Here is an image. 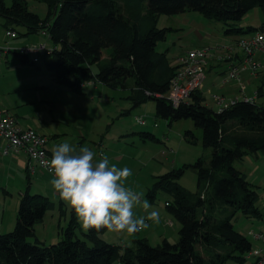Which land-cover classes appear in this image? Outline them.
I'll use <instances>...</instances> for the list:
<instances>
[{
    "label": "trees",
    "instance_id": "obj_1",
    "mask_svg": "<svg viewBox=\"0 0 264 264\" xmlns=\"http://www.w3.org/2000/svg\"><path fill=\"white\" fill-rule=\"evenodd\" d=\"M38 1L47 7L44 18L30 12L25 0H13L10 6L0 0V18L17 37L41 31L48 34L53 51L46 64L57 81L79 92L88 83L125 89L131 79L127 99L132 108L151 101L157 117L170 122L191 120L202 130V145L212 153L208 163L200 158L193 166L155 176L148 190L151 200L157 191L168 195L165 207L179 223L177 243L164 239L151 246L147 239L138 238L131 247L109 244L98 236L106 228L89 229L85 240L74 239L73 219L64 239L45 245L36 237L35 227L47 212L54 211L55 204L44 195H31L27 187L20 196L13 230L0 233V264H244L253 244L234 229L232 221L237 215L247 219L262 215L257 191L233 163L264 156V104L238 101L218 112L205 105L197 92L174 107L164 96L177 64L156 51L166 34V29L157 28V21L160 15L194 11L228 27L225 35L242 38L264 32V26L237 27L255 8L264 15V0ZM17 27L25 33L19 34ZM105 49H111L107 60L102 59ZM94 65L97 73L92 72ZM263 87L255 92L257 96ZM141 135L157 141L153 134ZM185 138L195 143L190 131ZM187 167L196 170V192L176 182Z\"/></svg>",
    "mask_w": 264,
    "mask_h": 264
},
{
    "label": "rangeland",
    "instance_id": "obj_2",
    "mask_svg": "<svg viewBox=\"0 0 264 264\" xmlns=\"http://www.w3.org/2000/svg\"><path fill=\"white\" fill-rule=\"evenodd\" d=\"M3 1L7 6H10L13 0ZM25 1L30 12L37 14L40 18L46 16L47 7L43 2L38 0ZM3 22L0 18V107L10 110L11 113H17L22 120L25 119V122L43 125L45 130L42 131H45L44 134L47 135L49 144L54 146L65 141L77 150L87 146L97 153V157L102 152L103 155L109 157L108 149H110L116 157H119L111 164H115L119 168L128 167L132 169L133 175L127 178L126 186L143 193L142 198L152 205V208L148 210L134 209L137 216L145 217L148 227L133 234L106 229L98 234L99 238L109 244H123L122 246L131 247L135 239L148 237L149 244L156 246L162 241L159 237L160 234H166L165 237L171 239L169 242L177 243L178 230L173 232L172 236L170 222L175 225V229L176 227L179 229V223L165 207V202L169 201L168 195L157 191L154 199L151 200L147 197V193L155 183V176L182 169L185 165L193 166L200 158L204 159L206 163L209 162L212 150L202 145V130L196 127L191 120L170 122L157 117L154 103L151 101L132 108V103L127 99L131 94L133 85L131 79L126 81L127 88L125 89L121 87L112 89L95 83L98 91L93 85L85 84L79 92H75L54 78L52 70L46 64L48 57L44 54H39L38 64H33L31 58H25L26 60L23 61L17 51L4 55L2 51L6 49L19 50L21 47L30 44L46 43L49 48L53 46L49 40L39 34L18 35L15 39H6L5 32L7 29L3 26ZM261 26H264V15L258 8L251 10L237 24V27H242L244 30L247 27L257 29ZM157 28L166 29V34L165 39L157 43L156 51L165 53L172 64L176 62L179 56L191 49L209 50V55L213 58L208 62L210 63L208 69L211 68L209 72H206L201 93L205 103L214 107L215 101H212L211 95L216 94L218 89L212 90L211 94L207 93L210 76L217 79V87L222 86L224 81L227 85L233 82L226 79L227 62H220L219 58L226 57L230 52V49H225L228 46L232 51L235 50L236 53L243 56L237 47V41L241 37L225 35L228 27L214 20H208L194 11H186L172 16L160 15ZM16 30L19 34H24L26 31L22 27H17ZM252 33L254 32L250 34ZM207 35L212 36V39H208ZM233 36L237 37V40H233L235 39ZM226 41H232V44L227 45ZM110 53L111 49L103 50L102 59L107 60ZM92 72L97 73L95 65L92 66ZM245 72L254 76L248 71ZM250 84L246 86L245 93L249 94L248 96L251 98L260 82L253 80L250 81ZM262 92H264V87ZM239 97L247 96L242 97L240 95ZM216 106L217 109L215 110L219 112L220 107L217 104ZM136 118H142L145 121V126L138 125ZM189 131L194 136V144L185 138V133ZM142 133L153 134L157 141L143 138ZM10 159L11 156H7L0 161V222L3 225L2 233L13 230L20 193L23 194L27 187H29L31 195L43 194L42 191L47 186L49 191H53L49 183L52 176H47L48 181L46 182L35 184L34 180L27 179V175L19 170L15 161ZM233 167L245 174L247 182L254 187L259 196L257 205L261 211V219H247L237 215L232 221L234 229L245 235L255 245L256 242H253L249 232H258L260 229H264V156L247 157L242 161H235ZM176 182L186 190L196 192V170L192 167L185 168ZM52 194L54 191L47 196L56 205L55 209L52 212H47L42 222L36 225V237L45 245L55 244L64 239V232L71 220L74 219L73 238L85 240L84 234L87 230L81 226L70 206L60 197L56 198ZM60 199L62 203H60ZM152 210L159 211L158 222L147 219V213ZM165 216L168 217L167 221ZM30 241L32 242L33 239ZM244 264H250V262L246 261Z\"/></svg>",
    "mask_w": 264,
    "mask_h": 264
},
{
    "label": "clouds",
    "instance_id": "obj_3",
    "mask_svg": "<svg viewBox=\"0 0 264 264\" xmlns=\"http://www.w3.org/2000/svg\"><path fill=\"white\" fill-rule=\"evenodd\" d=\"M45 163L54 194L70 206L85 230L133 234L148 227L145 217L137 216L134 209L148 210L152 205L142 198L143 193L126 186L132 169L111 164L103 154L97 157L90 147L77 150L67 141L58 144ZM159 216L157 210L147 213V219L155 222Z\"/></svg>",
    "mask_w": 264,
    "mask_h": 264
},
{
    "label": "built area",
    "instance_id": "obj_4",
    "mask_svg": "<svg viewBox=\"0 0 264 264\" xmlns=\"http://www.w3.org/2000/svg\"><path fill=\"white\" fill-rule=\"evenodd\" d=\"M40 36L49 40L46 32L41 31ZM16 32L6 30V39H15ZM237 47L243 54V59L238 64H231L228 68L226 79L236 82L241 91L244 89L241 73L248 71L251 75H256L260 70V64L256 61V56L260 55L264 59V32L257 31L248 38H241L237 41ZM225 49H232L228 46ZM17 51L25 58H31L33 64L39 63V54L50 56L52 48L46 43L30 44L21 47L19 50L6 49L3 53ZM1 56V54H0ZM209 55L208 49H193L176 59L177 70L174 77L170 81L169 91L164 96L174 107L186 101L192 94L200 92L206 79V68ZM230 58V56H228ZM257 98L256 93L253 97H244L241 100L235 98L225 101L221 96L215 95L214 101L218 105L219 111H222L238 101L253 102ZM136 123L145 126L142 118H136ZM47 138L32 129L20 127L14 116L8 111L0 110V155L11 156L17 154H25L27 157V170L32 175L37 169L52 176L45 161L50 159L52 155L47 149ZM102 153H99V155ZM250 237L254 240L251 251L246 259L250 264H264V230L250 231Z\"/></svg>",
    "mask_w": 264,
    "mask_h": 264
},
{
    "label": "crops",
    "instance_id": "obj_5",
    "mask_svg": "<svg viewBox=\"0 0 264 264\" xmlns=\"http://www.w3.org/2000/svg\"><path fill=\"white\" fill-rule=\"evenodd\" d=\"M254 33H252V34H249V35H246L245 37L243 36L242 38H248V37H250V36H252ZM207 38L208 39H212V36H210L209 37V35H207ZM230 38H232V37H230ZM233 38H235V39H233V40H237L236 38L237 37H235V36H233ZM239 38V37H238ZM226 44L227 45H229V44H232V41H226ZM205 48H207V47H205ZM196 49H203V48H196ZM191 50H193V49H191ZM7 53H4V55H6ZM228 56H230V58H228ZM212 58L213 57H210L209 59H208V62L210 61V60H212ZM243 59V56H240L238 53H236V51L235 50H233L231 53L229 52L228 54H227V56L225 57V56H223L222 58H219V61L220 62H222V61H226L227 62V67H226V69L228 70V68H229V66L231 65V64H238V63H240L241 62V60ZM256 61H258V64H260V70L258 71V74L256 75V76H250L247 72H244V73H241V79H242V83H244V89L241 91V89H240V86L236 83V82H230V84L229 85H227V83H225V81L224 82H222V86H218L217 87V85H216V82H217V79L216 78H214V77H212V76H210L211 77V79H210V82H209V88L207 89V93L208 94H211V92H212V90H214L215 88H217L218 89V91H217V93L216 94H213V95H211V98H212V101L214 102V96L215 95H218V96H221L225 101H229V100H233V99H235V98H238L239 100H241L242 98L241 97H239L240 95L243 97L244 95L245 96H247V97H249L246 93H245V88H246V86L247 85H251L250 84V81H256V82H260V85H258V87L255 89V91H254V94H255V92L260 88V87H263L264 86V59L262 58V56H260V55H258V56H256ZM176 63V62H175ZM208 65L210 66V63H207V68H206V72H209L210 71V68L208 69ZM244 78V79H243ZM87 85H93L94 86V88L97 90L98 88H97V86H95L96 84L95 83H88ZM98 91V90H97ZM200 93H201V91H200ZM202 94V93H201ZM252 95V94H251ZM202 96H203V94H202ZM204 98V97H203ZM205 100V99H204ZM255 102L257 103V104H264V93H259V95H258V98H256L255 99ZM204 103H205V101H204ZM205 105H207L208 107H211V106H209L207 103H205ZM211 108H213V109H217V106H216V104H215V102H214V107H211ZM0 110H4V111H8L12 116H14V118L16 119V122H17V124L20 126V127H22V128H26V129H32V130H34V131H36L37 133H39V134H41V135H43V136H45L46 138H47V135L46 134H44V132L45 131H42V130H45V128H44V126L43 125H35L34 123H28V122H25V119H21V117L17 114V113H11L10 112V110H8V109H6V108H1L0 107ZM47 140H48V138H47ZM50 145V147H48ZM55 147L56 146H54V145H52V144H49V142L47 141V149H48V152H49V154L50 155H52V153H53V151H54V149H55ZM109 150V152H110V154H109V161H110V163H112V161H115V159H119V157H116V155H115V153H113L110 149H108ZM102 154H103V152H102ZM4 157H7V156H1L0 155V161H2V158H4ZM11 161H15V164L18 166V168H19V170L21 171V172H24L25 173V175H27V179H29V180H31V179H33L34 180V183L36 184V183H38V182H46V181H48V179H46V177L47 176H49L48 174H46V173H44L43 171H41V170H39V169H37L36 171H35V173L34 174H30L29 172H28V170H27V157H26V155L25 154H17V155H11V159H10ZM44 191H42L43 192V194H41V195H44V196H46V197H48L47 196V194H49L50 192H53V191H49V189H48V186H47V188H44L43 189ZM4 193H5V191H4ZM22 195V193H20V196ZM54 197H59L58 195H56V194H52ZM60 203H62L61 202V199H60ZM56 206V205H55ZM61 214H63V212H61ZM165 218H166V221H167V216H165ZM169 221V220H168ZM147 222L148 223H150V221H148L147 220ZM171 223V226H172V231H171V233H172V236H173V234L176 232V230H178L177 229V227H176V229H175V225L172 223V222H170ZM3 225H2V222H0V233L1 234H5V233H2L3 232ZM261 230H264L263 228L262 229H260V231ZM165 232H167V231H165ZM174 232V233H173ZM167 233H169V232H167ZM171 233H169V234H171ZM165 236H167L166 234H160V238H161V240H164V239H166V240H171L170 238H168V237H165ZM145 239H147L148 237H144ZM148 240V239H147ZM174 242V241H173ZM125 244V243H124ZM123 245V244H122ZM124 246H127V245H124Z\"/></svg>",
    "mask_w": 264,
    "mask_h": 264
}]
</instances>
